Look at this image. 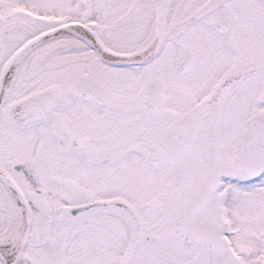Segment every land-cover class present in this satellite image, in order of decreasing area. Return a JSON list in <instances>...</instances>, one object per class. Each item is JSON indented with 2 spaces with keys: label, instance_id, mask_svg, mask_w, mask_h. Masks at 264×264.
I'll list each match as a JSON object with an SVG mask.
<instances>
[{
  "label": "snow or ice",
  "instance_id": "obj_1",
  "mask_svg": "<svg viewBox=\"0 0 264 264\" xmlns=\"http://www.w3.org/2000/svg\"><path fill=\"white\" fill-rule=\"evenodd\" d=\"M0 264H264V0H0Z\"/></svg>",
  "mask_w": 264,
  "mask_h": 264
}]
</instances>
